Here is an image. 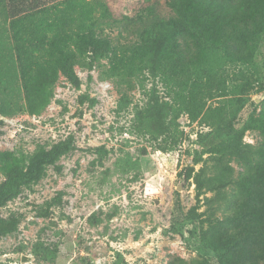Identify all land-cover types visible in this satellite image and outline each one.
<instances>
[{
	"label": "rangeland",
	"instance_id": "rangeland-1",
	"mask_svg": "<svg viewBox=\"0 0 264 264\" xmlns=\"http://www.w3.org/2000/svg\"><path fill=\"white\" fill-rule=\"evenodd\" d=\"M104 1L98 32L144 46L134 75L89 57L34 62L49 91L33 113L11 20L64 0H0V264H264V168L229 226L209 233L220 219L195 179L236 131L259 138L246 127L264 100V34L252 62L233 61L168 0ZM202 34L199 62L182 67L178 52Z\"/></svg>",
	"mask_w": 264,
	"mask_h": 264
},
{
	"label": "trees",
	"instance_id": "trees-1",
	"mask_svg": "<svg viewBox=\"0 0 264 264\" xmlns=\"http://www.w3.org/2000/svg\"><path fill=\"white\" fill-rule=\"evenodd\" d=\"M175 18L197 16L203 28L211 32L213 41L220 45L233 61L252 62L261 37L264 34V0H168ZM18 5L12 10L18 11ZM109 7L104 0H64L61 4L37 6L32 10L20 7L11 20L18 58L25 86L26 98L33 113H39L45 105L49 85L34 62L56 64L64 70L67 65L79 63L84 58L100 62L107 60L111 71L129 77L135 73L136 51L143 49L138 43L133 47L116 43L109 36L98 32L101 16ZM71 19L73 30L66 33L64 22ZM203 34L194 35L188 43V55L179 51L183 65H196L207 45ZM259 122L261 124H259ZM246 129L258 130L256 143L244 142L245 130H238L230 140L216 144L196 174L200 193L212 192L205 197V214L210 219L208 233L215 223L229 226L233 212L238 210L244 198L245 184H255L263 179L264 168V100L260 111H254ZM235 162L236 169L231 162ZM220 213V215H218ZM178 259L175 264H197Z\"/></svg>",
	"mask_w": 264,
	"mask_h": 264
}]
</instances>
